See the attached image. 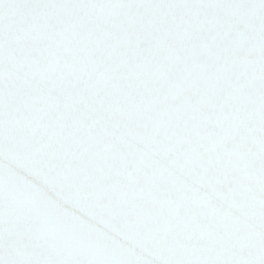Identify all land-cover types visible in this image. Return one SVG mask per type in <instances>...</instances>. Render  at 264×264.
Masks as SVG:
<instances>
[{"label": "snow or ice", "instance_id": "6c2138e0", "mask_svg": "<svg viewBox=\"0 0 264 264\" xmlns=\"http://www.w3.org/2000/svg\"><path fill=\"white\" fill-rule=\"evenodd\" d=\"M0 264H264V0H0Z\"/></svg>", "mask_w": 264, "mask_h": 264}]
</instances>
